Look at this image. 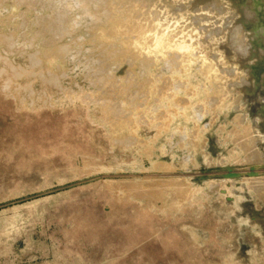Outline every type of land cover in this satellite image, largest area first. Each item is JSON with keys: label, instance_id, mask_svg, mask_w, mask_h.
I'll return each mask as SVG.
<instances>
[{"label": "rangeland", "instance_id": "obj_1", "mask_svg": "<svg viewBox=\"0 0 264 264\" xmlns=\"http://www.w3.org/2000/svg\"><path fill=\"white\" fill-rule=\"evenodd\" d=\"M62 1L0 0V264H264V0Z\"/></svg>", "mask_w": 264, "mask_h": 264}, {"label": "bare ground", "instance_id": "obj_2", "mask_svg": "<svg viewBox=\"0 0 264 264\" xmlns=\"http://www.w3.org/2000/svg\"><path fill=\"white\" fill-rule=\"evenodd\" d=\"M63 1H64V0H63ZM63 1H62V2H63ZM68 1H69V0H68ZM85 1H86V0H85ZM87 1H88V0H87ZM91 1H92V0H91ZM112 1H115V0H94L93 2H95V6L97 5V6H96V8H97V9H96V10H97V14L95 13L96 10L94 11V13H95L96 15L99 16L100 13H101V14H104V13L106 14V13H107V15H108V14L110 13V12H109L110 10H113V11L115 12L116 10H114V7L112 8V5H113V6L116 5L117 9H118V10L120 9V12H122V10H124V9H126V8H130L131 5H133V9H135V8H134V7H135L134 4L137 5V4H136V3H137L136 0H117L118 3L115 1L116 4H112ZM146 1H149L148 3H150V4L152 3V5H153V4L155 5V3H153V2H156V6H157V4H161V6L164 5L165 7H163V6H162V7L160 6V7H161V8H164V9L167 10V11H165V10H161L160 8H159V9H160L163 13H164V11L168 13V12H170V11H173V9H175V6H176V5H178V6L180 7V3H179V2H180V1H184V0H146ZM193 1L195 2V6H198V7H199V6H202V7L205 8V7L208 6L209 8H212V7H215V8H221L222 11H225V10L231 11V7H229V5L225 4L224 2H222V1H220V0H209V2H207V1H205V0H193ZM213 1H216V2L214 3ZM77 2H79V1H77ZM80 2H81V0H80ZM80 2H79V3H80ZM70 3H71V2H70ZM91 3H92V2H91ZM148 3H147V4H148ZM216 3H218L220 6L217 7V6H216ZM63 4H66V3H63ZM85 4H86V3H85ZM85 4H84V5H85ZM71 5H73V4H71ZM92 5H93V4H92ZM138 5H139V4H138ZM138 5H137V6H138ZM211 5H213V6H211ZM63 6H64V5H63ZM67 6H68V5H67ZM87 6H88V5H87ZM93 6H94V5H93ZM95 6H94V7H95ZM140 6H141V5H140ZM140 6H139V7H140ZM142 6H143V4H142ZM145 6H146V5H145ZM145 6H143L142 8H144ZM148 6H149V5H148ZM156 6H154V7H156ZM54 7H55V6H54ZM56 7H57V5H56ZM64 7H65V6H64ZM70 7H71V6H70ZM85 7H86V5H85ZM131 7H132V6H131ZM150 7H151V8L146 7V8H148V11H149L150 9H154V7H152L151 5H150ZM184 7H185V6H184ZM202 7H200V8L203 9ZM67 8H68V7H67ZM67 8H65V10H66ZM71 8H72V7H71ZM73 8H74V7H73ZM111 8H112V9H111ZM137 8H138V7H137ZM98 9H99V10H98ZM130 9H132V8H130ZM144 9H145V8H144ZM62 10H63V9H62ZM69 10H70V9H69ZM154 10L156 11V9H154ZM66 11H67V10H66ZM66 11H65V13H66ZM99 11H100V13L98 14ZM135 11H136V9H135ZM142 11H143V9H142ZM142 11L139 9L136 13L139 15L140 12H141V14H142ZM148 11H147V12H148ZM61 12H62V11H61ZM69 12H70V11H69ZM108 12H109V13H108ZM111 12H112V11H111ZM117 12H118V11H117ZM145 12H146V11H145ZM152 12H154V11L152 10ZM159 12H160V11H159ZM159 12H154V13H155L156 16H158V14H159V18H160V15H161L162 12H160V13H159ZM63 13H64V12H63ZM136 13H135V14H136ZM149 13H150V12H149ZM149 13H148V14H149ZM84 14H85V13H84ZM89 14H90V13H89ZM105 14H104V15H105ZM112 14H113V13H112ZM114 14H115V13H114ZM117 14H118V13H117ZM135 14H134V15H135ZM151 14H152V13H151ZM164 14H166V13H164ZM96 15H95V16H96ZM107 15H106V16H107ZM110 15H111V14H110ZM110 15H109V17L112 18ZM134 15H133V16H134ZM143 15H144V13H143ZM149 15H150V14H149ZM84 16H86V15H84ZM102 16H103V15L100 16V19H103ZM106 16L104 17V19H105V18L108 19V18H107L108 16H107V17H106ZM112 16H113V15H112ZM133 16H130V17H132L133 21H137V23H138L137 18H136V20H134ZM141 16H142V15H141ZM151 16H152V15H151ZM161 16H162V15H161ZM163 16H164V15H163ZM96 17H97V16H96ZM96 17H95V18H96ZM130 17H129V18H130ZM97 18L99 19V17H97ZM97 18H96V20H97ZM106 19H105V20H106ZM118 19H119V18H118ZM118 19H117V20L115 19V21H117V24L114 25V26H117V25H118V21L121 20V19H119V20H118ZM58 20H59V19H58ZM58 20H57V22H58ZM113 20H114V19H113ZM129 20H130V19H129ZM161 20H162V19H161ZM161 20H160V21H161ZM115 21H114V24H115ZM131 21H132V20H131ZM131 21H129L128 23H130ZM133 21H132V22H133ZM153 21H155V20H153ZM157 21H158V20H157ZM66 22H67V21H66ZM122 22L125 23V21H122ZM132 22H131L130 24H133ZM150 22H151V21H150ZM155 22H156V21H155ZM155 22H154V23H155ZM163 22H164V21H163ZM45 23H46V22H45ZM58 23H62V18L59 20ZM124 23H123V24H124ZM128 23H126L127 26H128ZM137 23H135V25H136ZM152 23H153V22H152ZM156 23H159V21L156 22ZM43 24H44V23H43ZM62 24H63V23H62ZM119 24H120V22H119ZM130 24H129V26H128L129 28H130ZM163 24H164V23H163ZM44 25H45V24H44ZM46 25H47V23H46ZM51 25H52V24H51ZM51 25H50V26H51ZM60 25H61V24H59V25H58V24H56V25L54 24V26H55V27H54V28H55V29H54V32L56 33V36H57V37H60V36H61L60 34L63 33V32H62V31H63V30H62V27H61ZM126 25H125V26H126ZM135 25L133 24V26H135ZM118 26H120V25H118ZM121 26H122V24H121ZM133 26H132V27H133ZM136 26H137V25H136ZM147 26H148V24H147ZM151 26H152V25H151ZM151 26H150V27H151ZM154 26H155V25H154ZM157 26H159V25H157ZM169 26H170V25H169ZM52 27H53V26H52ZM123 27H124V26H123ZM138 27H139V26H138ZM162 27H164V26H162ZM167 27H168V24H167ZM45 28H46V27H45ZM48 28H49V26H48ZM48 28H47V29H48ZM50 28H51V27H50ZM120 28H121V27H120ZM120 28H117V29L119 30ZM133 28H134V27H133ZM135 28H136V27H135ZM140 28H141V27L137 28L136 31H138ZM156 28H157V27H156ZM159 28H160V27H159ZM171 28H172V27H171ZM153 29H154V27H153ZM160 29H161V28H160ZM163 29H164V28H163ZM168 29H170V28H168ZM48 30H50V29H48ZM61 30H62V31H61ZM132 30H135V29H132ZM171 30H172V29H171ZM136 31H134V33H135ZM146 31H147V29H146ZM148 31L150 32V30H148ZM154 31H156V29H155ZM162 31L164 32V30H162ZM166 31H167V29L165 30V32H166ZM172 31H174V30H172ZM50 32L52 33L53 30L50 31ZM132 32H133V31H132ZM132 32H131V33H132ZM138 32H139V31H138ZM168 32H169V31H168ZM170 32H171V31H170ZM136 33H137V32H136ZM150 33H151V32H150ZM160 33H161V30H160ZM166 33H167V32H166ZM171 33H172V32H171ZM171 33H170V34H171ZM48 34H49V32H48ZM52 34H53V33H52ZM58 34H59L60 36H58ZM143 34H144V33H143ZM145 34L148 35V33H145ZM152 34H153V33H152ZM155 34H156V33H155ZM170 34H169V35H170ZM4 35H5V34H4ZM12 35H13V34H12ZM53 35H55V34H53ZM136 35H137V34H136ZM138 35H139V34H138ZM160 35H161V34H160ZM164 35H165V33H163V36H164ZM172 35H173V34H172ZM141 36H142V35H141ZM145 36H146V35H145ZM152 36H153V35H152ZM156 36L159 37V35H156ZM173 36H174V35H173ZM143 37H144V36H143ZM143 37H141V38H143ZM165 37H166V36H165ZM167 37H168V36H167ZM169 37H171V36H169ZM169 37H168V38H169ZM0 38H1V37H0ZM139 38H140V37H139ZM152 38H153V37H152ZM152 38H148V37H147V39H152ZM160 38H161V36H160ZM160 38L157 39V40H160ZM168 38H167V39H168ZM1 39H2V38H1ZM35 39H36V38H35ZM52 39H53V38H52ZM134 39H135V38H134ZM137 39H138V38H137ZM153 39H156V38H153ZM153 39H152V40H153ZM13 40H14V39H13ZM56 40H57V39H56ZM131 40H133V39H131ZM145 40H146V38H145ZM152 40H151V42H152ZM157 40H153V41H157ZM133 41H134V40H133ZM133 41H132V42H133ZM140 41H141V39H140ZM142 41H143V40H142ZM162 41H163V39H162ZM6 42H7V40H6ZM157 42H158V41H157ZM157 42H156V44H157ZM168 42H169V41H168ZM168 42H167V43H168ZM134 43H135V41H134ZM134 43H133V44H134ZM152 43L155 44V42H152ZM161 43H162L161 46H164V45H163L164 42H161ZM165 43H166V42H165ZM169 43H170V42H169ZM130 44H131V43H130ZM135 44L137 45V42H136ZM149 44H150V40H149ZM170 44H171V43H170ZM127 45H128V44H127ZM127 45H126V46H127ZM139 45H140V43H138V47H139ZM166 45H167V44H166ZM132 46H133V45H132ZM132 46L130 47V45H129V47H130L131 49H133ZM147 46H148V41H147ZM147 46H146V47H147ZM153 46H154V45H152V47H153ZM157 46H160V45H159V42H158V45H157ZM157 46H155V47H157ZM58 47H59V46H58ZM127 47H128V46H127ZM127 47H124V48H125V49H123V50H125L124 53H120V54L125 55V54H126L125 52L127 51V50H126ZM133 47H134V46H133ZM138 47H137V48H138ZM152 47H151V48H152ZM130 48H129V49H130ZM134 48H135V47H134ZM140 48H141V47H140ZM153 48H154V47H153ZM52 49H53V48H52ZM52 49H51V50H52ZM135 49H136V48H135ZM145 49H146V48H145ZM147 49H148V48H147ZM51 50H50V51H51ZM109 50H110V49H109ZM113 50H114V49H113ZM119 50L123 51L122 48H121V49H118V50H117V51H118V55H119ZM139 50H140V49H139ZM110 51H111V50H110ZM115 51H116V50H114V53H115ZM129 51H134V49H133V50H129ZM176 51H177V50H176ZM54 52H55V51H54ZM61 52H62V50H61ZM51 53H52V52H51ZM56 53H57V52H56ZM45 54H46V53H45ZM34 55H35V54H34ZM46 55H47V57H48V54H46ZM36 56H37V55H36ZM36 56H33L32 59H33V60H37V57H36ZM43 56H44V55H43ZM43 56H38V59L40 60V58L43 57ZM49 56H50V53H49ZM52 56L54 57L55 55L52 54ZM30 57H31V56H30ZM123 57H124V56H122V59H123ZM136 57H137V56H136ZM45 58H46V57H45ZM46 59H47V58H46ZM51 60H53V58H51V56H50V59H48L47 64H49V63L51 62ZM118 60H119V59H118ZM41 61H42V60H41ZM34 63H37V62L34 61ZM45 66H46V65H45ZM40 67H41V66H40ZM39 69H40V68H39ZM47 70H48V69H47ZM42 73H43V72H42ZM17 74H18V73H17ZM131 76H132V75H131ZM52 77H53V76H52ZM52 77H51V78H52ZM107 78H108V77H107ZM14 79H15V78H14ZM109 79H110V78H109ZM111 79H112V78H111ZM54 80H55V78H54ZM54 80H52V81H54ZM105 80H106V79H105ZM7 81H8V80H7ZM108 81H109V80H108ZM55 82H56V81H55ZM110 82H111V81H110ZM51 83H53V82H51ZM103 84H104V83H103ZM115 84H116V83H115ZM127 84H129V83H127ZM143 84H144V83H143ZM108 85H110V84H108ZM146 86L148 87V85H146ZM120 87H121V86H120ZM110 89H111V88H110ZM120 89H121V88H120ZM66 90H67V89H66ZM113 90H114V89H113ZM144 90H146V88H145ZM134 91H135V90H134ZM114 93H115V92H114ZM102 94H103V93H102ZM141 94H142V93H141ZM100 95H101V94H100ZM119 95H120V94H119ZM138 96H139V95H138ZM115 97H116V96H115ZM97 99H98V98H97ZM108 99H109V97H108ZM108 99H107V100H108ZM111 99H112V98H110L111 103H110V101L108 102V103L110 104V106H111L112 103H114V102H112ZM141 99H142V98H141ZM99 102H100V101H99ZM115 102H116V101H115ZM106 104H107V103H106ZM113 105H114V104H113ZM137 105H138V104H137ZM107 106H108V105H107ZM116 106H117V105H116ZM113 107H114V106H113ZM136 107H137V106H136ZM118 108H119V107H118ZM115 109H117V108H115ZM119 109H120V108H119ZM103 111H104V110H103ZM116 111L118 112V110H116ZM117 112H115L116 117H118ZM123 115H124V114H123ZM123 115H122V116L119 115L116 124L113 126V130H114V131H117V129H119V128L125 126V125H128V121H129V119H128V115H127V117H124ZM120 116H121V117H120ZM125 116H126V115H125ZM125 118H127V119H125ZM129 118H132V117L129 116ZM108 119H109V118H108ZM131 120H132V119H131ZM131 120L129 121V123L131 122ZM113 121H114V119H113ZM156 123H157V122H156ZM161 123H162V122H161ZM130 124H131V123H130ZM133 124H134V123H133ZM133 124H132V125H133ZM114 133H115V132H114ZM249 178H250V177H249ZM252 178H253V177H252ZM257 179H258V178H257ZM260 179H261V178H260ZM249 180H250V179H249ZM254 180H255V179H254ZM252 181H253V180H252ZM261 183H262V181H261ZM254 184H255V183H254ZM257 184H258V183H257Z\"/></svg>", "mask_w": 264, "mask_h": 264}]
</instances>
